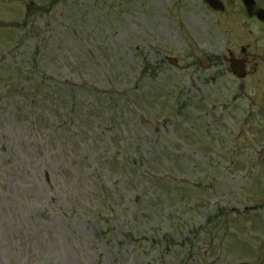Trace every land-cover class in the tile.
I'll return each instance as SVG.
<instances>
[{
  "label": "rangeland",
  "instance_id": "obj_1",
  "mask_svg": "<svg viewBox=\"0 0 264 264\" xmlns=\"http://www.w3.org/2000/svg\"><path fill=\"white\" fill-rule=\"evenodd\" d=\"M48 2L0 0V264H264V62L225 61L264 29L238 0Z\"/></svg>",
  "mask_w": 264,
  "mask_h": 264
},
{
  "label": "flooded vegetation",
  "instance_id": "obj_2",
  "mask_svg": "<svg viewBox=\"0 0 264 264\" xmlns=\"http://www.w3.org/2000/svg\"><path fill=\"white\" fill-rule=\"evenodd\" d=\"M223 1L225 3L224 5L226 6V8L223 11H215V13L217 14L216 16H218V17L220 14H223V15L227 14L229 16L231 2H230V0H223ZM257 3L259 4V6L264 7V0H257ZM245 13H246V11L244 12V14ZM244 18H246V20L244 21L245 24L241 25L240 27L249 29L250 24L252 23V21H254L255 23L257 22L258 24H260L262 26V28L264 29V22L260 21L256 16L255 17H249L248 15L245 14ZM219 22H220V20L217 21L218 24H219ZM226 31H230V30L226 27ZM240 57H246L249 60V62L247 64V68H250V66H252L253 64L258 65L261 61H264V56L259 57L257 55L252 54V53H244Z\"/></svg>",
  "mask_w": 264,
  "mask_h": 264
},
{
  "label": "water",
  "instance_id": "obj_3",
  "mask_svg": "<svg viewBox=\"0 0 264 264\" xmlns=\"http://www.w3.org/2000/svg\"><path fill=\"white\" fill-rule=\"evenodd\" d=\"M208 1L212 4V6H213V4H215V0H208ZM244 2H245L244 4H246L250 14H252V15L256 14L259 17H264V15L262 14V11L261 10H257L255 8V3H254L253 0H244ZM242 264H246V263H242Z\"/></svg>",
  "mask_w": 264,
  "mask_h": 264
}]
</instances>
